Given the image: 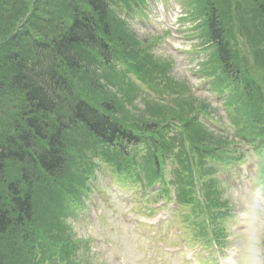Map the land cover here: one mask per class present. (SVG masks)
<instances>
[{"label": "rangeland", "instance_id": "374dc122", "mask_svg": "<svg viewBox=\"0 0 264 264\" xmlns=\"http://www.w3.org/2000/svg\"><path fill=\"white\" fill-rule=\"evenodd\" d=\"M204 1L144 0L127 15L122 12L123 0L111 6L113 36L109 40L114 54L109 64L98 61L97 77H103L105 88L120 104L116 117L128 127L134 124L130 131L138 141L127 145L125 156H120L116 148L91 138L82 127L68 131L66 149L72 159L66 166L69 180L42 176L36 185L46 184L33 193L55 210V218L49 221L51 234L60 243L72 238L81 241L73 257L76 264H191L184 255L189 256V249L198 245L200 254L195 258L203 264H252L253 260L264 264V214H254L256 205L264 211V18L257 11L263 0H212L239 67L240 81L235 82L239 98L217 62L215 45L203 42L207 40L203 38ZM58 21L65 25L63 17L57 16L54 24ZM120 25L134 37L123 32L128 36L122 39ZM237 35L244 37L243 45L236 40ZM139 68L155 69L149 86L144 83L150 94L134 88L141 75L133 76L132 69ZM81 74L76 73L78 77ZM145 121L155 123L152 133L141 130ZM256 139L263 143V151L248 144ZM164 148L168 150L160 159ZM232 154L238 161L226 159ZM209 156L222 160L209 159L205 164ZM105 160L116 169L119 163L125 165L131 176L117 179ZM82 166L89 170L97 166L88 190L97 204L85 196L83 205L72 204L74 216L63 221L58 216L61 204L73 192V181L82 179ZM154 177L158 178L150 186L141 184ZM206 178L213 186L211 191ZM23 179L25 182V176ZM160 188L168 191L170 202L165 207H143L144 202L152 205L166 198L158 193ZM175 188L180 202L191 200L192 193L195 200L189 205L175 203ZM114 191L127 198L133 194L132 200L117 197ZM203 194L208 195L204 211L200 208ZM245 209L252 214L242 221L240 214ZM139 215L156 216L157 224L141 227L136 220ZM39 225L35 236L25 239L20 250L0 254V264L9 259V264H35L38 252L52 250L44 223ZM223 231L224 236H216ZM201 232L206 238L197 239L203 238ZM10 240V235L0 238V253ZM164 246L170 247V253L161 254Z\"/></svg>", "mask_w": 264, "mask_h": 264}, {"label": "trees", "instance_id": "16d2710c", "mask_svg": "<svg viewBox=\"0 0 264 264\" xmlns=\"http://www.w3.org/2000/svg\"><path fill=\"white\" fill-rule=\"evenodd\" d=\"M84 1L93 11L91 14L79 13V6ZM111 1L0 0V94L4 96L0 98V119H12L7 126L0 120V235L8 228L32 219L36 224L43 223L41 212L34 213L33 210V184L29 178L34 174L25 173L29 174L27 186L22 182L23 177L9 179L8 170L13 164H28L48 175L62 172L68 159L63 134L74 129L76 124L83 125L102 143L110 144L115 139L138 141L137 136L131 138L129 131L108 116L120 109V104L105 84L93 75L95 70L90 69L85 55L86 50L109 61L114 54L112 44L101 39L97 32L99 29L105 36H111ZM257 11L264 18V0ZM205 14L209 39L216 44L218 63L234 84L239 98V87L235 83L240 81L239 67L217 20L216 9H205ZM57 16L65 19L64 26L61 21L54 24ZM19 23L22 27L13 32ZM123 32L132 36L124 29L118 33H122V39L128 36ZM154 71L136 69L148 83L156 73ZM77 72L84 74L78 77ZM8 92L14 98L10 106L4 100ZM91 93L104 96V99L100 101ZM89 103H98L101 109ZM51 115L53 119H50ZM150 124L155 123L145 121L143 128L152 133ZM40 141L44 148L39 151L35 147ZM167 150L164 148L160 157H164ZM54 214L52 209L51 217ZM8 249L13 252L14 247L10 245ZM9 261L5 260L4 264Z\"/></svg>", "mask_w": 264, "mask_h": 264}, {"label": "clouds", "instance_id": "9594fccd", "mask_svg": "<svg viewBox=\"0 0 264 264\" xmlns=\"http://www.w3.org/2000/svg\"><path fill=\"white\" fill-rule=\"evenodd\" d=\"M250 214H252V213L250 212V210H249V209H245V210L242 211L241 214H240V218H241V220H242V221H247L248 218H249V216H250ZM254 214H255V215H262V214H264V211H262V210L259 208V205H256V206H255V213H254ZM252 264H255V260L252 261Z\"/></svg>", "mask_w": 264, "mask_h": 264}]
</instances>
